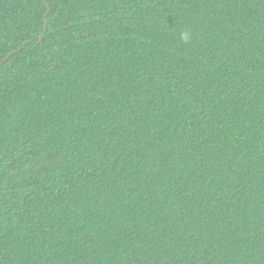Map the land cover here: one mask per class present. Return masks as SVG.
Here are the masks:
<instances>
[{
  "label": "trees",
  "instance_id": "trees-1",
  "mask_svg": "<svg viewBox=\"0 0 264 264\" xmlns=\"http://www.w3.org/2000/svg\"><path fill=\"white\" fill-rule=\"evenodd\" d=\"M11 52L0 264H264V0H0Z\"/></svg>",
  "mask_w": 264,
  "mask_h": 264
},
{
  "label": "water",
  "instance_id": "water-1",
  "mask_svg": "<svg viewBox=\"0 0 264 264\" xmlns=\"http://www.w3.org/2000/svg\"><path fill=\"white\" fill-rule=\"evenodd\" d=\"M42 37H43V35H41L40 36V39L39 40H41L42 39ZM21 47H19L17 50H19ZM12 52L11 53H9V54H7L2 60H0V67L5 63V61L10 57V56H12Z\"/></svg>",
  "mask_w": 264,
  "mask_h": 264
}]
</instances>
